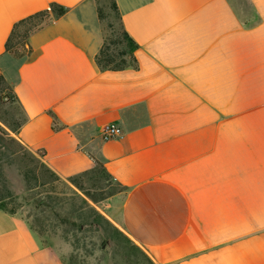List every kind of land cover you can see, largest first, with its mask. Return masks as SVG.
Segmentation results:
<instances>
[{
  "label": "crops",
  "instance_id": "1",
  "mask_svg": "<svg viewBox=\"0 0 264 264\" xmlns=\"http://www.w3.org/2000/svg\"><path fill=\"white\" fill-rule=\"evenodd\" d=\"M137 68L96 63L95 0H0V76L25 148L61 178L97 168L155 264H264V0H115ZM65 13L5 51L18 21ZM122 134L103 139L104 125ZM115 211V213L117 212ZM0 264H62L0 208Z\"/></svg>",
  "mask_w": 264,
  "mask_h": 264
},
{
  "label": "rangeland",
  "instance_id": "2",
  "mask_svg": "<svg viewBox=\"0 0 264 264\" xmlns=\"http://www.w3.org/2000/svg\"><path fill=\"white\" fill-rule=\"evenodd\" d=\"M98 1L117 30L109 0ZM19 119L13 95L0 83V207L19 214L62 264H155L112 210L110 199L122 188L100 168L69 179L56 175L16 139Z\"/></svg>",
  "mask_w": 264,
  "mask_h": 264
},
{
  "label": "trees",
  "instance_id": "3",
  "mask_svg": "<svg viewBox=\"0 0 264 264\" xmlns=\"http://www.w3.org/2000/svg\"><path fill=\"white\" fill-rule=\"evenodd\" d=\"M99 20L103 26L104 42L96 56V63L102 70L120 71L124 69H136L137 61L134 52L137 48L136 44L128 36L122 28L120 15L115 0H109V10L114 13L119 28L114 30L113 24L107 22V14L102 10L98 0H95ZM65 13V9L59 5L51 4L47 9L32 14L13 25V28L5 42V51L9 54L24 56L30 54V46L28 38L51 21L61 17ZM107 31L111 33L108 34ZM0 83L5 82L0 76ZM101 169V168H100ZM1 209L9 212L0 207Z\"/></svg>",
  "mask_w": 264,
  "mask_h": 264
},
{
  "label": "built area",
  "instance_id": "4",
  "mask_svg": "<svg viewBox=\"0 0 264 264\" xmlns=\"http://www.w3.org/2000/svg\"><path fill=\"white\" fill-rule=\"evenodd\" d=\"M100 134L103 139H112L118 137L122 134V130L120 127L114 124L104 125L101 128Z\"/></svg>",
  "mask_w": 264,
  "mask_h": 264
}]
</instances>
